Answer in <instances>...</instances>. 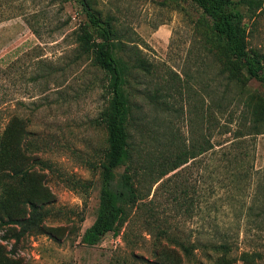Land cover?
I'll list each match as a JSON object with an SVG mask.
<instances>
[{
  "label": "rangeland",
  "instance_id": "rangeland-1",
  "mask_svg": "<svg viewBox=\"0 0 264 264\" xmlns=\"http://www.w3.org/2000/svg\"><path fill=\"white\" fill-rule=\"evenodd\" d=\"M29 1L24 16L0 22V116L25 122L26 147L44 164L8 180L5 191L13 216L30 199L47 217L16 243L0 228V264H264V134L246 128L264 118V88L222 72L201 11L186 0ZM84 6L109 21L129 66L127 171L141 195L116 233L93 247L79 240L97 206L107 94L103 74L74 42ZM247 29L248 48L264 56V10ZM200 138L209 151L152 183L154 163ZM241 156L253 175L233 183L220 165ZM179 243L192 244V254Z\"/></svg>",
  "mask_w": 264,
  "mask_h": 264
},
{
  "label": "trees",
  "instance_id": "trees-1",
  "mask_svg": "<svg viewBox=\"0 0 264 264\" xmlns=\"http://www.w3.org/2000/svg\"><path fill=\"white\" fill-rule=\"evenodd\" d=\"M186 1L199 9L201 15L209 22V31L224 60L221 65L222 72L227 74L228 79L235 82H239L240 78L243 81L253 79L264 88V56L249 49L247 41L249 33L247 22L253 23L262 13L264 0ZM29 2L32 3L34 0ZM78 2L80 3L79 0ZM24 6V0H0V22L24 16L22 10ZM82 10L86 23L74 33V42L78 55H90L92 64L103 74V88L107 94V103L98 120L105 131V151L97 165L99 182L97 206L92 223L84 229L79 240L80 244L93 247L99 244L105 234L116 233V229L126 220L127 211L137 204L141 195L127 171L131 159L128 131L131 118L130 99L125 91L129 66L117 53L120 37L111 28L107 19H101L87 6ZM26 23L29 25L27 20ZM50 73L47 71L42 78L48 77ZM30 79L35 81V77ZM7 119L6 123H3V117L0 116V228L5 231L4 239H12L16 243L40 226L47 217V209L30 199H25L20 202V205L25 206L23 215L13 216L9 210L11 199L6 194L5 183L16 178L22 181L33 170L35 164L43 167L44 162L40 161L31 148L26 147L25 122L14 115H9ZM246 128L247 135L264 134V118L254 116ZM233 133L234 138L243 136L237 129ZM233 145L234 149L239 148L238 142L229 146ZM211 148L208 141L200 138L198 142L191 143L185 149L177 150L170 158L166 157L161 162L154 163L148 169V174H154L152 183L158 182L169 173L179 175L180 167ZM246 165L248 164L241 156L237 164L227 159L220 167L223 169V175H231L232 182L237 183L248 175H253L252 168ZM120 167L124 170L117 174L116 170ZM261 173L264 175V171ZM256 174L261 175L259 172ZM82 186L88 188V185ZM11 227L16 228L14 233L10 232ZM172 241L175 243L174 239ZM178 246L186 257L192 254V244L179 243ZM224 248L227 250L225 246Z\"/></svg>",
  "mask_w": 264,
  "mask_h": 264
}]
</instances>
